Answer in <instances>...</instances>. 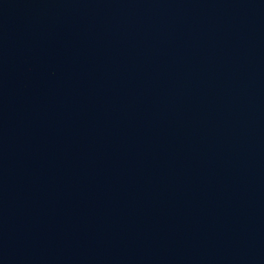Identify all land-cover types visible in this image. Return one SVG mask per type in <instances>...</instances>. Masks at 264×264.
<instances>
[{
    "label": "water",
    "instance_id": "water-1",
    "mask_svg": "<svg viewBox=\"0 0 264 264\" xmlns=\"http://www.w3.org/2000/svg\"><path fill=\"white\" fill-rule=\"evenodd\" d=\"M0 264H264V0H0Z\"/></svg>",
    "mask_w": 264,
    "mask_h": 264
}]
</instances>
